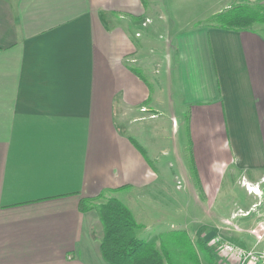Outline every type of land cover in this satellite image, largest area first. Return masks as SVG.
I'll return each mask as SVG.
<instances>
[{
  "label": "crops",
  "instance_id": "1",
  "mask_svg": "<svg viewBox=\"0 0 264 264\" xmlns=\"http://www.w3.org/2000/svg\"><path fill=\"white\" fill-rule=\"evenodd\" d=\"M151 1L0 0V264H110L96 206L111 198L143 240L209 241L227 221L264 249L243 227L264 216L245 187L264 190V17L204 19L264 0H180L183 17L156 29Z\"/></svg>",
  "mask_w": 264,
  "mask_h": 264
},
{
  "label": "trees",
  "instance_id": "2",
  "mask_svg": "<svg viewBox=\"0 0 264 264\" xmlns=\"http://www.w3.org/2000/svg\"><path fill=\"white\" fill-rule=\"evenodd\" d=\"M263 17V6L245 2L215 14L207 23L224 29L243 30L251 29ZM190 165L195 175L194 166ZM196 182L199 187V181ZM96 207L105 233L101 250L110 264H221L208 240L194 242L186 231L181 230L146 241L136 235L139 224L121 201L111 198Z\"/></svg>",
  "mask_w": 264,
  "mask_h": 264
},
{
  "label": "rangeland",
  "instance_id": "3",
  "mask_svg": "<svg viewBox=\"0 0 264 264\" xmlns=\"http://www.w3.org/2000/svg\"><path fill=\"white\" fill-rule=\"evenodd\" d=\"M143 1H144L145 7H148L149 0H143ZM185 5H186V2H180V0H154V1H151V6L149 7V10L147 12V15H151V22H149V23H152V24L151 25L149 24V25L150 26L153 25L154 28L156 29L157 28V26L155 25L156 24V21H159L161 19L162 20H165L166 15H168L170 18H175V17H176V19H178L179 17L182 18L184 12H186L185 11ZM204 5L205 4L202 2L200 4V6L196 9V11L198 10L197 12H199L201 10V7H202V10L201 11H203ZM193 10L194 9L192 8V11ZM188 12H189V10H188ZM148 17L150 18V16H148ZM142 18L145 19V17H142ZM204 19H205V22H207L208 19L206 17ZM152 20H153V22H152ZM150 26H149V29H150ZM139 28H140L139 31L142 32V37H140V38H144L145 36H148L149 35L148 33H145L144 34V31H142V30H145L146 28L142 27L141 24H139ZM160 34L164 35V36H162V38L164 37V39H162V40H166L167 42L170 41V37L173 35L170 31H167V32L165 31V32H162ZM161 49H162V47H161ZM139 65H141V64L139 63ZM187 115H189V110L187 111ZM169 131H170L169 132V142L172 145L181 136H180V134L174 133V131H173L172 128ZM186 146H187V148H190L191 149L190 141H189L188 138H187ZM240 182L241 181H239V185L241 186L242 182L241 183ZM228 186H229V177H227V179L225 180L224 185H223V189H221V193H220V197L223 198L222 200H224V201L222 203H220V201L218 200L219 204L217 203L215 205V207H217V211H218L217 213H222L223 215H225V213H226V206H227V203H228L229 194L226 191L227 188H228ZM240 186H236L235 187V189H236L235 195L234 194L232 195L235 200H238V199L240 200V199L243 198V195H245L244 189H242ZM260 200H261V198H259V203H262L263 202L262 204H264V199H262L261 202H260ZM239 213H241V212L239 211ZM261 219H263V218H261ZM258 222H257L256 225L254 224L255 226H253V225H246V226H243V227H245V228L255 227L256 228L257 225H258ZM226 224L228 226L232 227V225L229 224V223H227V221H220V223L215 227L216 233L218 231L219 232V235L222 237V239L228 241L226 238L229 239L230 236H232V235L234 236L235 235V237L238 236L237 237L238 238L237 241H234V243H233V241L232 242L229 241V242H231L233 244H235V242H237V243H244L246 246H252V247H250L251 249L254 248V247H256V246L253 247V242H247V241H243L242 239H240V236L245 231H243L241 228L235 229L234 231H231ZM240 227H242V226H240ZM237 230H239V231H237ZM141 237L142 238H145V235L144 236H141ZM244 249H246V248H244ZM261 250H264V249H261ZM203 264H206V263L204 262Z\"/></svg>",
  "mask_w": 264,
  "mask_h": 264
},
{
  "label": "built area",
  "instance_id": "4",
  "mask_svg": "<svg viewBox=\"0 0 264 264\" xmlns=\"http://www.w3.org/2000/svg\"><path fill=\"white\" fill-rule=\"evenodd\" d=\"M151 22L147 18L144 25ZM139 36L140 33H137ZM264 181V178L262 179ZM178 187H181V182H178ZM246 190L249 194L258 196L264 199V190L252 184H246ZM259 191L260 193H257ZM261 204V203H259ZM231 224L230 222H227ZM251 233L257 235L260 241L264 240V217L258 222L256 228L250 230ZM208 244L215 248L216 253L220 258L221 264H264V250L254 247L252 249H244L241 246L235 245L229 241L222 239L220 235H215L208 241Z\"/></svg>",
  "mask_w": 264,
  "mask_h": 264
},
{
  "label": "bare ground",
  "instance_id": "5",
  "mask_svg": "<svg viewBox=\"0 0 264 264\" xmlns=\"http://www.w3.org/2000/svg\"><path fill=\"white\" fill-rule=\"evenodd\" d=\"M257 193H260L259 191H257Z\"/></svg>",
  "mask_w": 264,
  "mask_h": 264
}]
</instances>
